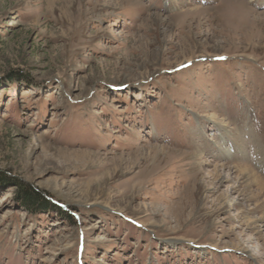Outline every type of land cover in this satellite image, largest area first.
Returning a JSON list of instances; mask_svg holds the SVG:
<instances>
[{"label":"rangeland","instance_id":"374dc122","mask_svg":"<svg viewBox=\"0 0 264 264\" xmlns=\"http://www.w3.org/2000/svg\"><path fill=\"white\" fill-rule=\"evenodd\" d=\"M243 170L264 186V0H0V264H264Z\"/></svg>","mask_w":264,"mask_h":264},{"label":"bare ground","instance_id":"6f19581e","mask_svg":"<svg viewBox=\"0 0 264 264\" xmlns=\"http://www.w3.org/2000/svg\"><path fill=\"white\" fill-rule=\"evenodd\" d=\"M156 23V22H155ZM209 119H210V121L215 125V126H217L218 128H220L221 129V131L224 129V123H220V122H217V121H215L212 117H210L209 116ZM246 127V126H245ZM247 128V127H246ZM224 132H226V131H223V132H221V134H222V136L223 135H225L224 134ZM200 135H205V132H204V130H202L201 129V132H200ZM221 136V139L223 138ZM213 145L211 144L210 145V147L209 148H211ZM217 148L219 149V151H221V152H224V148L222 149H220L218 146H217ZM196 154H194L193 156H195ZM220 166L221 167H223L224 165L223 164H220ZM217 169V168H216ZM215 169V173H214V175H213V179H215V184H221L223 181H226L227 180V176H224V175H222L219 171H217ZM255 174H253V173H250L248 170H243V172L241 173V175H240V178L242 179V181L241 182H243L244 184H245V187L246 188H250L251 187V184H256V189H259V191L260 190H263L264 189V186H263V184H262V182L261 181H259V179H256L255 178V176H254ZM258 191V190H257ZM261 192V191H260ZM260 192H256V193H251V196H256V197H258L259 195H260ZM200 196H205V191L204 190H202L201 192H200ZM219 206H220V204H219ZM228 204L226 205V203L224 202V203H222V205H221V208H220V211H227V209H228ZM254 224V223H253Z\"/></svg>","mask_w":264,"mask_h":264},{"label":"trees","instance_id":"16d2710c","mask_svg":"<svg viewBox=\"0 0 264 264\" xmlns=\"http://www.w3.org/2000/svg\"><path fill=\"white\" fill-rule=\"evenodd\" d=\"M7 180L8 178H3L4 182H6ZM17 193V196L20 198L21 204L25 209L32 210L35 207L42 210L52 209L50 202L47 201L44 197L40 196L31 187H26L25 185L18 184Z\"/></svg>","mask_w":264,"mask_h":264}]
</instances>
